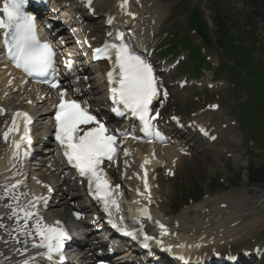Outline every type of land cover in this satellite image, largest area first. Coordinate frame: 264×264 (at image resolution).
<instances>
[{"label":"snow or ice","instance_id":"1","mask_svg":"<svg viewBox=\"0 0 264 264\" xmlns=\"http://www.w3.org/2000/svg\"><path fill=\"white\" fill-rule=\"evenodd\" d=\"M127 2L128 0H122L121 7L126 6ZM26 3L27 0H4V6L0 9V12L3 13V18H0V29L5 30L4 44L15 66L23 69L29 76H44L53 66L55 53L50 44L41 43L38 39L35 17L24 11ZM88 3L90 4L91 0H88ZM117 39L122 40L123 37L118 36ZM95 53L103 54L109 59L112 56L115 57V71H118V76L114 77L112 71L108 73V79L112 85L110 89L112 99L133 115L139 116L147 128L151 119L148 115L149 105L157 95V82L151 65L131 51L124 43L105 44L103 48L95 49ZM57 86L56 83L52 84V87ZM60 95L61 100L55 115L56 139L64 147V155L67 157L68 163L78 170L80 176L87 179L90 191L95 198L104 203V210L111 217L112 210L115 209L116 212H119L120 208L117 199L114 198L115 190L105 179L106 174L101 165L105 160H113L116 152V136L108 134V129L104 124L76 100H64V91H61ZM20 115L27 117L26 113H17V116ZM28 122H31L30 118ZM13 124L15 125V120H13ZM93 124L97 126L88 127ZM12 130L10 128L9 132ZM9 132L4 133L5 140H7ZM23 139H26L29 144L31 143L27 138V128H25ZM19 148L20 144L17 143L16 149L19 150ZM147 162L145 161V163ZM147 187L145 181V189ZM5 191L7 192V189ZM41 199L43 197H35L28 206L17 205L18 211L13 209L9 218H18L20 213L23 214L25 224L21 228L22 233L33 237L32 246L37 249H45V252L38 254L51 261L54 255L61 253L64 241L68 239V233L60 227L59 221L56 222V226H53L43 224L37 219L35 225L29 228L27 221L33 215L30 208L34 207L35 202ZM143 212L151 219L147 209H143ZM109 223H112L114 228L118 227L111 219ZM157 223L159 224V221ZM0 227L5 226L0 224ZM160 227L164 229L165 226L160 224ZM125 234L134 235L129 231H125ZM36 236L39 237V242L35 241L34 237ZM145 239L152 238L146 236ZM147 246L145 244V247ZM24 264H28V261H25Z\"/></svg>","mask_w":264,"mask_h":264},{"label":"rangeland","instance_id":"2","mask_svg":"<svg viewBox=\"0 0 264 264\" xmlns=\"http://www.w3.org/2000/svg\"><path fill=\"white\" fill-rule=\"evenodd\" d=\"M213 41H215L214 38H213ZM222 57H223V55L220 54V58H222ZM201 161H202V163H201L200 166H196V163L193 164L192 171H190V170L187 171L189 174L181 173V177H182L183 182H187V178H189L190 181L192 182L191 183L192 186L197 185L199 188H201L203 185H205L207 183V179H209V178L211 179L212 177H215V173H217L216 170H214V169L212 170L211 169L210 163L213 164V165L216 164L215 167H218V169H220V170L221 169L222 170L225 169V175L229 179H233L237 175V171H236V173L233 172L234 169H238L239 168V170H238L239 172L244 170L241 166H239L237 168H235L234 165H231V166L229 165L228 166L225 161H223L222 159H218V158H216V159H213V158L205 159V158H203ZM241 187H242V183H240V185H239V190L240 191L236 192L239 195L231 196L228 199V201L230 203H232L236 207H239L240 211L247 204V202H246L247 200H246V198H245V196L243 194V189ZM191 189L192 188H189L188 190L184 191L183 195L187 196ZM229 194H232V193H229ZM177 196H179V195H177ZM207 200L208 199H205L204 201H207ZM215 204H216V202L215 203H211V205H208L209 206L208 208L210 210L217 209ZM242 211H243V213H245V212H247L249 210H246V211L242 210ZM259 211H262V214L264 215V209H261ZM257 212L258 211L254 210L252 213H248L247 216L245 217V220L243 222H247V223L251 224L256 219L260 220V217H262V216H258V215L255 216L254 218H250V217H252L253 213H257ZM234 220H236V219H234Z\"/></svg>","mask_w":264,"mask_h":264},{"label":"bare ground","instance_id":"3","mask_svg":"<svg viewBox=\"0 0 264 264\" xmlns=\"http://www.w3.org/2000/svg\"><path fill=\"white\" fill-rule=\"evenodd\" d=\"M100 2V4H103L104 7L107 9V8H111L113 5L108 2L107 0H96V3L98 6H100V4L98 2ZM13 157H14V154L12 155V152L11 150H8V149H5L1 144H0V190H3L4 188H6L8 186V181H10V175L8 174V168L9 166L11 165L12 163V160H13ZM180 167L177 166V169H179ZM132 184L134 185L132 191H131V194L133 195L132 197V200L135 202V203H142L145 207H150L148 203L146 202H150V203H153L154 204V210L157 209L159 210L158 212L161 214V215H165L166 213V209L161 206L162 204L158 203V198L157 197H152V198H149V195L148 196H145V195H142L141 193V196H137L135 195V193L137 191H139L140 187L138 185V183L136 182V178L133 179V182ZM170 188V187H169ZM168 188V194H171L172 193V190H170ZM165 193H167V189L165 188ZM12 193L8 194V197H10ZM145 194V193H144ZM164 195V194H162ZM161 195L162 199L164 198L163 196ZM160 197V196H159ZM158 199V200H157ZM162 199H160L161 202L165 203ZM145 202V203H144ZM200 209V205H195L193 206L192 208L190 209H187L182 215L181 217H186V216H190L191 214L192 215H195V212ZM166 210V211H165ZM167 214V213H166ZM150 215H151V208H150ZM165 218V217H163ZM169 220H179V218H174V217H170L168 218ZM182 227V226H181ZM192 228H196V225H192L191 226ZM27 257V255H26ZM20 260V259H19ZM4 263L6 264H11L12 261H10L9 259H6L4 261Z\"/></svg>","mask_w":264,"mask_h":264}]
</instances>
